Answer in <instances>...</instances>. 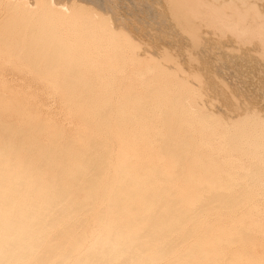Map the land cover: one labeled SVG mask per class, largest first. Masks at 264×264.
Segmentation results:
<instances>
[{"label": "bare ground", "instance_id": "1", "mask_svg": "<svg viewBox=\"0 0 264 264\" xmlns=\"http://www.w3.org/2000/svg\"><path fill=\"white\" fill-rule=\"evenodd\" d=\"M95 2L0 0L7 53L52 86V69L67 72L58 90L78 127L59 174L87 197L73 205L40 170L20 174L19 146L7 160L1 144L0 264H264V84L242 100L226 95V80H208V57L192 56L213 34L264 65V0H181L185 46L139 40ZM83 74L100 89L128 85L93 115ZM91 218L98 228L87 234Z\"/></svg>", "mask_w": 264, "mask_h": 264}, {"label": "rangeland", "instance_id": "2", "mask_svg": "<svg viewBox=\"0 0 264 264\" xmlns=\"http://www.w3.org/2000/svg\"><path fill=\"white\" fill-rule=\"evenodd\" d=\"M85 1L89 2V5L90 3L94 4L95 2V0ZM101 2L105 3L103 4ZM100 3L101 5H103L102 7H105L104 10L107 11V13L110 11L109 15L114 19L117 18L118 20L120 18L121 20L119 21L121 22L122 18H124V24L123 22L121 23L125 27L128 26L127 29L130 28V35H134L135 38L139 37L137 38L139 40L143 39L147 43L151 40V45H154L152 43H154L155 41L163 42L165 44H167L168 42V44L174 43L176 44V46H180V43L181 46L187 45L186 39H183L179 34L181 33L180 28L184 27V20L182 17H179L181 15L178 11L175 10V7L178 8V6L181 5V0H99V2L97 0V2H95V5H100ZM168 14L170 15V17ZM128 18H131V20H133L131 21ZM170 21L172 23H170ZM127 22L131 24L133 22L134 27H129L131 25L129 23V25H125V23ZM136 23L139 25H137ZM168 25L169 27L171 25V30L169 27H167ZM141 26L143 27V29L141 28ZM132 27L136 30H134ZM3 29V25H0V33L5 32ZM131 29H133L132 31L135 32L131 33ZM136 31H138L139 34ZM173 31L176 32L174 33ZM135 33H137L138 36ZM152 33L158 38L153 36ZM141 34L145 35L141 36ZM157 34H161V36L159 35L160 38ZM166 34L168 35L166 36ZM202 35V37L204 38H201V41L192 49L194 53L192 56L197 55L196 57L200 60L204 59L202 57H208L207 66H210L211 68V70L209 69L210 72H208V74H211L208 76V80L210 79L211 82H213L211 78H213L215 81V78L217 77L221 80H226V83L228 85V91L226 92L225 90L226 95L229 91H235L237 97L242 100V98L247 97V95L249 94L248 88L259 89L261 87L260 85L264 84V65L261 64L263 63V60H261L259 56L256 57L255 53L253 55L251 54L252 56H249L250 53L245 52L246 48H244L245 45L242 46L243 44H240L242 46L241 48H244L241 49L236 45L233 46L231 41H229V43L226 42L225 45L224 40L226 41V38L222 37V42V38L219 37V39L216 35ZM208 35L210 36L209 38L212 37V40L208 39ZM205 36L207 37V39H205ZM216 38L219 41L221 40L220 43H218L219 41L217 40V42L214 41ZM147 39L150 40L147 41ZM205 42L207 43L203 44ZM221 42L223 45L221 44ZM1 43L2 42H0V146L7 141V143L10 144L9 152L6 154L7 160L11 158L10 153L12 149L19 146L18 154L15 156L16 162H14L13 165L14 170L20 172V174H23L26 177L33 176L37 170H40L39 176L43 184H45L46 182H51L52 186H54L57 182H60L63 184V187L66 190L68 200H70L73 205L84 203L87 200L86 194L83 191L79 190L78 187L75 186L74 183H72L69 179H67L64 173L59 174L63 167V169H67V167L64 166L63 157L59 154L61 145L63 144V142L65 143L72 137L71 133L73 129L78 127V123L75 118H71L67 115V112L64 111V103L62 102L61 93L58 90L67 75V72H65L66 70L52 69L50 72L52 74V77L54 78L52 80L53 86L47 84L43 80H41L39 76L32 73V71H30V69H28L23 62H20L21 60H19L18 57L13 56V54L7 53V48L4 47L3 43ZM242 55L243 57L241 58L240 56ZM246 55L248 57H246ZM184 57L185 59H187L186 55ZM83 79L85 81H81L80 83L82 88L80 94L84 98L85 102L88 103L90 107H92L94 111L93 115H99L102 111H104V100H107L106 97H109L111 95V92L115 91V89L117 88V93L122 96L124 93V87L128 85L127 81H123L120 83H117L116 81L109 82L106 86L100 89L98 84L95 83V77L83 74ZM77 85L78 87H80L79 84ZM115 99L116 98L112 97V101ZM58 130H61V136H59L60 138L55 136ZM56 138L57 142L54 144L52 141ZM20 140L22 141L20 142ZM47 142H49L50 145ZM117 144L118 141L117 139H115L112 144V148L115 149ZM75 147H78V143L75 144ZM50 148L53 149V152L51 154H48V152H50ZM104 206V202L99 203L100 209H102ZM96 228H98L96 220L94 218H91L86 226L85 232L87 234H90L92 231H95Z\"/></svg>", "mask_w": 264, "mask_h": 264}]
</instances>
